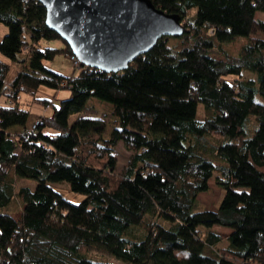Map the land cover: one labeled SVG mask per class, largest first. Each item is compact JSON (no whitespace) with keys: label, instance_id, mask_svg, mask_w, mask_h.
<instances>
[{"label":"trees","instance_id":"trees-1","mask_svg":"<svg viewBox=\"0 0 264 264\" xmlns=\"http://www.w3.org/2000/svg\"><path fill=\"white\" fill-rule=\"evenodd\" d=\"M152 1L183 18L182 37L162 38L125 72L81 65L70 78L44 66L74 56L45 7L0 0V53L12 62L0 59V99L11 104L0 106V264H111L91 250L126 264H264V0ZM58 39L64 48L47 45ZM42 89L69 97L56 104ZM23 96L53 114L35 117ZM93 98L113 105L108 140L101 121L69 126ZM121 144L130 154L118 169ZM211 180L220 203L195 212Z\"/></svg>","mask_w":264,"mask_h":264},{"label":"water","instance_id":"water-1","mask_svg":"<svg viewBox=\"0 0 264 264\" xmlns=\"http://www.w3.org/2000/svg\"><path fill=\"white\" fill-rule=\"evenodd\" d=\"M46 24L70 47L82 66L114 74L125 72L159 40L185 34L183 18L152 0H37Z\"/></svg>","mask_w":264,"mask_h":264},{"label":"rangeland","instance_id":"rangeland-1","mask_svg":"<svg viewBox=\"0 0 264 264\" xmlns=\"http://www.w3.org/2000/svg\"><path fill=\"white\" fill-rule=\"evenodd\" d=\"M189 17H196L198 22L202 21V12L199 10H193L189 13ZM257 19L264 21V14L258 13ZM8 32V29L5 25H3L0 29V42L3 40ZM264 39V35H260ZM48 46L56 49H62L65 47L62 40H57L54 42H50L47 44ZM0 59L11 64L12 62L3 56L0 53ZM44 66L47 67V69H50L51 71L57 73L58 75H62L64 77H70L71 76H78L81 72V69H78L74 66V62L72 60V57L66 56L64 54H59L54 60L52 61H45ZM16 77V70H14L9 77L7 78V85H9L13 79ZM54 94V95H53ZM39 95L42 97L54 100V101H61V99H67L69 97V93L65 89H60V91L52 90V89H42L39 92ZM67 96V97H66ZM30 97L23 96L21 101L25 105L26 108H37L40 113H42V117H47L53 114L52 107L50 109H47L45 106L33 104L30 99ZM257 101L260 103H264V98L261 96H257ZM2 103H5L4 99H1ZM60 103V102H59ZM58 103V104H59ZM113 105L108 102H103L97 98H93L88 102L86 105L85 110L81 114L72 115L69 118V126L73 129L78 122L80 121H101L103 123H106V134L104 135V140H108L110 138L111 133L116 128V119L113 117ZM199 119V118H198ZM50 132V131H49ZM115 155L118 159V169H122L126 164L129 157V152L126 151L123 147V144L117 147ZM53 187L56 188L57 191L61 192L62 195L66 198H68L73 204H79L85 200V197L80 196L78 194H73L70 191V187L67 183L60 184V183H53ZM18 187H26L29 188L31 191H35L37 188V181L31 179H25L20 178ZM223 191L216 185L215 181L211 180L210 182V190L207 193L201 194L198 198V206L195 209V212L197 211H215L218 207V204L220 203V199L222 198ZM22 213L15 214L14 218L19 219L21 217ZM214 231L217 232L219 235H222L224 239H226L229 235L231 230L222 228V227H216L214 228ZM91 255H94L98 258H106L111 264H126L125 262L118 261L114 257H109L106 253L103 251H97V250H91Z\"/></svg>","mask_w":264,"mask_h":264},{"label":"built area","instance_id":"built-area-1","mask_svg":"<svg viewBox=\"0 0 264 264\" xmlns=\"http://www.w3.org/2000/svg\"><path fill=\"white\" fill-rule=\"evenodd\" d=\"M72 60H73V62H74V66H75L76 68L80 69V68H81V64H80V62L78 61V59H77L75 56H72ZM6 105L11 106V104L8 103V102L2 103V102H1V99H0V106H6ZM50 107H51V106H50ZM50 107H47V109H50ZM41 123H42V122H40V123H36V125L33 127V130L36 131V130L40 127Z\"/></svg>","mask_w":264,"mask_h":264},{"label":"crops","instance_id":"crops-1","mask_svg":"<svg viewBox=\"0 0 264 264\" xmlns=\"http://www.w3.org/2000/svg\"><path fill=\"white\" fill-rule=\"evenodd\" d=\"M54 95V94H53ZM67 97V96H66ZM61 100H63V99H61ZM54 101V100H53ZM56 104H58L59 102H61V101H54ZM30 111L33 113V115L35 116V117H37V118H39L40 116H43L42 115V113H40V111L37 109V108H32V110L30 109ZM47 117H49V116H47ZM21 128L20 127H18V128H14L13 129V131H18V130H20Z\"/></svg>","mask_w":264,"mask_h":264}]
</instances>
